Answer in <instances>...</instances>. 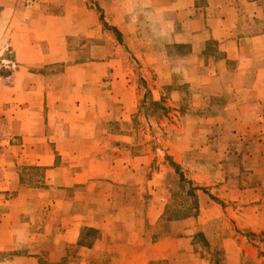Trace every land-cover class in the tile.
<instances>
[{
	"label": "crops",
	"instance_id": "obj_1",
	"mask_svg": "<svg viewBox=\"0 0 264 264\" xmlns=\"http://www.w3.org/2000/svg\"><path fill=\"white\" fill-rule=\"evenodd\" d=\"M19 1L0 0V38L5 37L6 44L0 48V58L8 51L12 60H3L7 64L5 67L10 68L12 64L16 69L12 76L0 78V253L9 255L0 264H41L42 254L48 255L50 264H56L65 256V253H58L63 244L76 247L81 255L80 260L75 262L77 258H74L70 264H94L104 260L113 264H264V255L259 253L262 249L258 252L246 236L235 235L239 230L251 234L264 232V173L258 167L264 158V74L258 79H248V92L244 91L241 106L237 108L227 102L220 113L214 114L224 117L217 119V131L224 129L230 132L226 141L227 154L235 159L245 158L254 166L241 175L243 182L240 185L230 184L222 190L215 189L216 202L207 204L200 198L196 214L172 221L181 227L180 234L178 231L175 236H162L155 240L148 234V229L164 214L165 203H159L163 200L159 190H152L148 202L142 204L115 203L102 191L107 185L103 179L110 178L109 174L117 178L111 179V183L128 187L140 183L138 157L130 150H122L126 149L123 148L127 147L126 144H119L121 150L110 164L101 158L88 160L81 166L72 164L66 157L60 166L54 167L56 155L53 148L55 151L70 149L81 143L86 136L80 133L90 129L89 124L86 127L85 119L92 114V109L97 106L100 116L106 110L102 100L110 97L121 102L122 121L130 120L136 102H127L122 95L96 88L102 79H95V75L90 79L92 72L86 75L83 72L82 79H70V69L74 67H104V77L107 67L112 68V64L90 61L88 64L70 65V13L45 16L50 22L46 28L49 37L43 38L35 13L17 12ZM169 1L127 0L125 5L130 6V10L124 11L120 7L123 2L115 7L120 14L113 17L114 25H119L120 21H117L123 16L146 11L155 19L136 17L130 26L136 29L141 25L149 26L161 32L162 28H172L156 35L162 45L154 52L147 43L140 49L138 60L144 65L168 69L169 58L165 53L166 46L171 43L168 37L172 34L176 44L189 45L192 54L196 52L198 57L210 40L216 41L223 57L222 63L217 62L216 66H225L234 60L238 68L257 67L259 74L264 72V21L249 20L252 25L244 30L234 26L238 14L242 16L241 20H245L243 15L249 6L253 13L259 9L260 15L264 14V0H214L216 3L206 9H196L194 2L197 0H190V4L172 15ZM83 9L87 15L92 13L85 4ZM121 12H125L124 15ZM251 17L257 18L254 14ZM178 23L189 27L175 32L173 28ZM257 24L263 27L255 31ZM44 42L51 44L48 52L43 48ZM152 55L156 57H150ZM191 58L195 56L191 55ZM197 58L193 61L201 60ZM54 64L62 65L58 74L48 76L42 73L45 66ZM164 71H158L157 81L160 83L167 80ZM10 78H13L12 82L5 86ZM242 81L245 87V79ZM130 88V92L133 91V85ZM111 93L113 95L110 96ZM163 96L153 99L160 100ZM133 98L134 92L127 96V100ZM214 141L219 142L220 135ZM62 155L69 156L70 151H61L58 156ZM19 166L45 168L50 187L20 185ZM197 178L195 176L193 180L200 187L216 184L213 176L204 180L200 176V180ZM74 184H82L86 192H90L83 198L82 206L75 207L74 198L64 202L53 197L52 186L72 187ZM45 210L55 219L43 222L39 215ZM59 215L62 220H59ZM221 220L229 234L225 237L206 236V243L200 245L196 230H203V227ZM86 231H94V238L86 245H78L82 232ZM217 250L222 251L220 257L215 256Z\"/></svg>",
	"mask_w": 264,
	"mask_h": 264
},
{
	"label": "rangeland",
	"instance_id": "obj_2",
	"mask_svg": "<svg viewBox=\"0 0 264 264\" xmlns=\"http://www.w3.org/2000/svg\"><path fill=\"white\" fill-rule=\"evenodd\" d=\"M27 1V4L26 0L19 1L17 12L35 13V19L40 32L43 33V38L49 37V33L46 34V28H49L50 22L45 16L70 13V65H80L90 61H106L112 64V68L107 67L104 77L102 76L105 71L104 67L92 66L89 69L74 67L70 69V79H82L83 72L85 75L92 72L90 79H94L92 77L94 75L95 79H102L100 83L96 84L98 87L93 85L94 87L108 93L113 91L117 95H122L124 100L126 97L127 102L133 101V104L136 102V109L130 120L122 121L120 120L122 117L120 116L121 102L110 97L105 101L102 100L106 110L105 112L102 110L104 113H101L100 116L97 106L92 109V114L85 119L86 127L89 124L90 129L88 132L80 133V135L86 136L81 140L82 142L79 141L81 143L70 149H56L57 151H55L53 148L56 155L54 167L60 166L62 159H66V157L72 164L81 166L88 163V160H101V158L110 164L111 161L116 160L115 156L121 150L119 144H126L127 147H123L126 149L122 150H130L134 156L138 157L140 183L132 187L117 182L111 183V179L117 178L109 174L110 178L103 179L107 185L102 188V191L110 196V200L113 199L112 202L115 203L142 204L148 202L152 190H159V195L163 197L159 203H165L164 214L158 223L151 225L148 229V234L155 240L162 236H175L178 231L180 234L181 227L171 222H177L186 216L196 214L200 198L207 204L211 201L216 202L218 199L214 197L217 194L215 189L222 190L225 185L230 186V184L236 187L238 183L240 185L243 182L241 175L254 165L245 158L235 159L227 154L229 149L226 148V141L230 132L224 131V129L222 132L217 131L219 127L216 125V121L224 117L214 114L220 113L221 109L227 106V102H231L237 108L241 106L244 91L248 92L246 86L248 79H258L264 72L259 74L260 69L257 67L238 68L237 62L234 60H232L233 62L228 61L225 66L223 64L220 67L216 66L217 62L222 63L223 60L216 41L210 40L205 51L198 57L196 52L192 54L189 45L176 44L172 34L171 38L168 37L171 43L166 46L165 53L169 58L168 69L160 70L153 66L147 67L138 60L140 49L147 43L151 49H154V52L156 47L162 45L161 39L156 35L171 31L172 28H162L161 32L160 29L154 30L149 26L141 25L138 29L134 26L131 27L130 23L136 17L155 19L150 16L151 13H146V11H139L138 15L123 16L117 21H120V24L114 25L113 17L120 14V11L115 10V7L118 3L123 2L124 4H121L120 7L124 11L130 10V6L125 5L127 0ZM190 2V0H170L168 4L172 11L171 15L179 13L178 10ZM214 3H216L214 0H197L194 2V6L196 9H206ZM84 4L86 8L92 10L91 14L84 13ZM124 13L121 12V15ZM252 14L257 18L251 17ZM244 16L245 20H241L242 16L239 14L235 17V29L244 30L251 26L252 24L248 23L249 20L264 21V14L260 15L259 9L253 13L250 6L246 8ZM186 27L189 26L178 23L174 25L173 29L175 32H179L181 28ZM260 27L263 26L257 24L255 31ZM50 45L47 42L43 43L46 52L50 50ZM5 46V37H2L0 38V48ZM154 54L160 53L155 52ZM191 55L201 59L203 64L200 63L201 60L193 61L195 58L192 59ZM3 60H12V55L5 51L3 57L0 58V78H8L15 73L16 69L12 64H10V68H6L7 64ZM61 70V64H54L45 66L41 71L49 76L58 74ZM162 70H165L164 75L167 76L164 83L157 81L158 71ZM243 79H245V87L242 83ZM12 80L13 78H10L6 81L7 85L5 86H8ZM114 80L115 83H113ZM130 85L134 87L131 92ZM74 86L75 84L72 85V88ZM132 92H134L133 100H127V96ZM231 92H233L232 95ZM163 94L164 96L160 100L153 99ZM153 102H157L158 105H153ZM258 107L260 106L258 105ZM44 109L47 110L45 107ZM225 118H229V116ZM54 134L52 133L53 136ZM120 135L121 137H118ZM218 135H220V141L216 143L214 138H218ZM122 137H124L123 140ZM241 149L242 147L238 150ZM61 151H70V155L58 156ZM258 167L264 173V158L258 163ZM18 170L20 185L32 188L50 187L47 184L45 168L19 166ZM195 176H198V180H200L199 176L203 180L213 176L216 178V184L200 187L199 183L193 180ZM238 179L239 181H237ZM51 188L53 197L59 200L66 202L70 201V198H74L75 207L82 206L83 198L90 194V192H86L82 184H74L72 187L70 185L67 187L52 186ZM203 201L202 203H204ZM39 217L43 219V222L50 218L55 219L53 215L48 216L46 210L40 213ZM62 218L59 215V220ZM228 234L227 227L221 220L208 227H203V230H196L195 236H197L198 242L200 241V245H204L206 236L225 237ZM237 234L246 236L250 245L257 248L258 252L262 249V252H259L260 256L264 255V232L251 234L239 230L235 235ZM81 235L83 240L86 238L87 243L95 236L93 233L87 234V231L82 232ZM210 248L209 245L208 249ZM221 252L217 250L215 256L220 257ZM58 253H65V256L60 258L56 264H70L74 258H77L75 262L81 259L77 248L70 247V245H61ZM8 256V254L0 253V261L7 259ZM41 258V264H50L48 255L42 254ZM111 262L104 260L96 261L94 264H113Z\"/></svg>",
	"mask_w": 264,
	"mask_h": 264
},
{
	"label": "trees",
	"instance_id": "obj_3",
	"mask_svg": "<svg viewBox=\"0 0 264 264\" xmlns=\"http://www.w3.org/2000/svg\"><path fill=\"white\" fill-rule=\"evenodd\" d=\"M152 104H153V105H158L157 102H153ZM93 232H94V231H87V234H88V233H93ZM86 244H87V242H85V240H83V237H81L80 240H79V242H78V245H82V246H83V245H86Z\"/></svg>",
	"mask_w": 264,
	"mask_h": 264
}]
</instances>
